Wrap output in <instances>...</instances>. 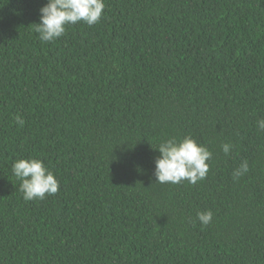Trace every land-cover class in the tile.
<instances>
[{
    "label": "trees",
    "instance_id": "1",
    "mask_svg": "<svg viewBox=\"0 0 264 264\" xmlns=\"http://www.w3.org/2000/svg\"><path fill=\"white\" fill-rule=\"evenodd\" d=\"M46 3L0 0V264H264V0H104L42 42ZM188 135L206 177L157 182L155 149ZM30 157L55 195L23 199Z\"/></svg>",
    "mask_w": 264,
    "mask_h": 264
},
{
    "label": "clouds",
    "instance_id": "2",
    "mask_svg": "<svg viewBox=\"0 0 264 264\" xmlns=\"http://www.w3.org/2000/svg\"><path fill=\"white\" fill-rule=\"evenodd\" d=\"M104 8V0H47L40 8L39 23H35V31L42 42H52L65 34L69 24L83 21L88 26L95 25L101 20ZM16 119L23 124L20 116ZM257 126L258 130L264 131V119H259ZM231 147L229 143L221 145L225 155L230 153ZM155 151L159 155L154 159V176L159 183L176 184L186 180L194 185L203 180L209 171L206 161L211 158L212 153L191 135L179 140L175 137L163 139ZM248 171L249 164L245 160L233 170V179L238 180ZM12 173L20 181L19 190L26 202L43 200L59 191L58 179L42 159L19 158L12 164ZM196 218L203 226H207L213 219V213L211 210L198 211Z\"/></svg>",
    "mask_w": 264,
    "mask_h": 264
}]
</instances>
